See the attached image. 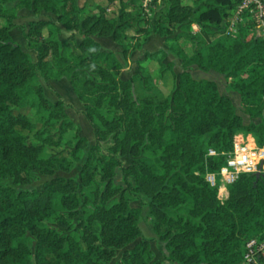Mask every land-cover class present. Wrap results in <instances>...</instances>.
Returning <instances> with one entry per match:
<instances>
[{
  "label": "trees",
  "instance_id": "1",
  "mask_svg": "<svg viewBox=\"0 0 264 264\" xmlns=\"http://www.w3.org/2000/svg\"><path fill=\"white\" fill-rule=\"evenodd\" d=\"M141 1L0 0V264H107L118 249L125 264H161L142 237L143 207L170 263L242 264L245 241L264 235V172H242L232 184L214 187L204 176L234 150L237 132L264 144V36L223 33L220 23L235 0H163L153 20ZM112 3L120 6L116 16L106 13ZM18 8L55 20L17 24ZM191 23L200 29L192 32ZM14 28L28 51L13 39ZM62 28L69 32L65 40ZM151 34L164 46L145 51L136 71L123 77L124 61ZM95 36H111L120 55ZM168 55L179 60L178 72ZM147 58L172 72L169 94L142 64ZM193 69L221 75L225 90L214 79L194 77ZM61 79L82 104L92 144L78 134L64 100L45 93L42 82ZM230 93L238 95L241 113ZM53 126L57 135L48 131ZM71 130L74 146L44 154L62 146ZM210 147L219 154L208 156ZM83 155L77 176L21 187L33 172L69 171Z\"/></svg>",
  "mask_w": 264,
  "mask_h": 264
},
{
  "label": "rangeland",
  "instance_id": "2",
  "mask_svg": "<svg viewBox=\"0 0 264 264\" xmlns=\"http://www.w3.org/2000/svg\"><path fill=\"white\" fill-rule=\"evenodd\" d=\"M86 0H81L80 4L81 6L84 5ZM102 0H98V2H101ZM163 1V0H162ZM161 1V2H162ZM160 3H154L153 6L154 8H152V10H150V16L146 15L145 16L147 18H151V20H153L155 14L158 12L159 7L161 5ZM89 10L92 11V7H88ZM120 10V6L115 3H112L110 5H108L107 9H106V13L110 16H116L118 11ZM229 11V10H228ZM228 14V12H227ZM50 16V15H49ZM21 17V16H20ZM19 18V17H18ZM16 19L15 22H26L25 20H21V19ZM26 19V18H25ZM225 19L226 17L224 16L220 25L222 26L223 30H225ZM25 24V23H23ZM247 23H243L242 24V30L243 33L248 32L249 30L247 29ZM182 29V25H179L176 27L175 31L176 32H180V30ZM199 26L196 23H191L190 24V30L192 32H197L199 30ZM127 32H132L131 29H129ZM224 33V31H223ZM242 33V34H243ZM64 35L66 33H63ZM157 36V35H156ZM13 39L17 42L21 40V36H20V30L15 29L13 32ZM65 37V36H64ZM63 36H61V38H64ZM66 38V37H65ZM76 38H80L79 36H76ZM22 40L24 41V39L22 38ZM160 41L164 42V39H160ZM18 43V42H17ZM23 44V43H22ZM24 45V44H23ZM25 51H28L27 48H23ZM105 49V48H104ZM32 55L33 53L30 52ZM118 56L120 55V52H117ZM134 58V57H133ZM174 59V57L172 55H168L167 58L165 59L167 60H172ZM176 61L175 63V67L174 70L175 72H178L180 70L179 67V60L178 59H174ZM142 64L148 69V71L150 72V74L152 75V77L154 78L155 82L158 84V86L161 88V90L163 91L164 94H169L173 88L174 85V80H173V75L172 72L168 69V68H164L162 66H160L157 62L156 59L153 58H147L145 59ZM137 69V64H136V60H130V62L128 61H124V66H123V70H122V76L123 77H130L132 75V70ZM192 74L194 77L199 78V77H208L211 79L216 80V82L218 83L219 89L221 91L225 90L226 84L228 82V80H225L221 75L212 73V74H204L201 73L200 71L193 69L192 70ZM42 85L45 89V93L46 95L52 99V100H56L58 96H60L64 102L67 104L66 106V112L68 114V116L76 123L80 126V131H79V135H85L88 140L89 143L92 144L93 143V136H92V129L89 126V124L87 123L84 115L81 113L82 111V104L78 101V99L76 97H73L74 93H71L73 91H70L69 86L67 84V81L65 80H61L58 83H55L51 80H49L48 82H42ZM231 98L233 100V102L235 103V105L238 108V112L241 113V104H240V100L238 95L235 94H231ZM24 112L30 116L32 119L34 118L31 110L26 109L24 110ZM244 116V115H243ZM244 120L245 122H248V118L246 116H244ZM48 131H50L52 134L57 135L58 134V129L57 126H53L50 127L48 129ZM251 135V134H250ZM250 135H247L245 133H243L242 135L238 136L237 140L241 141V145H242V149L243 148H248L251 145H253L252 140L254 141V145L255 144V139H252ZM76 136H75V132L73 130L69 131L68 133L64 134V143L62 144V146H58V147H46L44 154L48 155L50 153L52 154H58L61 153L62 151L66 150L67 148H70L72 146H74V144L76 143ZM243 151V150H242ZM243 153V152H242ZM241 153V154H242ZM85 159V155H83L82 159L80 161H75L73 162V164L70 167L69 171H63L61 169H58L56 171H54L53 174L49 175V174H41L38 172H33L31 177H30V181L25 184V185H20L21 187H26V188H31V187H38L41 188L43 183L47 180H50L53 176H64V177H72V176H77L79 173V170L81 168L82 163L84 162ZM122 162L124 163V165L129 164L131 161V157L129 156H124L121 158ZM121 174L120 172L117 170L116 172V176H115V182L116 183H122L121 181ZM10 181V180H9ZM133 205H137L138 202H133ZM54 205L56 207H59V204L57 201H54ZM76 220L73 219L71 220V224H75ZM152 217L148 212V208L147 207H143L142 208V212H141V216H140V220H139V227L141 229L142 232V237L146 238L149 240V245H150V249L152 251V257L153 259H157V260H162L161 264H177V263H170L164 260V257L167 255V250L163 244V242H161L158 239V236L153 232L152 230ZM74 234V236H76L78 238V234L76 231L72 232ZM25 240L28 244H30L31 246L34 245V238L31 235H27L25 237ZM131 245H128L126 248H131ZM122 252L123 249H118L115 251V256L107 262V264H125V261L122 257Z\"/></svg>",
  "mask_w": 264,
  "mask_h": 264
},
{
  "label": "built area",
  "instance_id": "3",
  "mask_svg": "<svg viewBox=\"0 0 264 264\" xmlns=\"http://www.w3.org/2000/svg\"><path fill=\"white\" fill-rule=\"evenodd\" d=\"M162 0H142L143 13L150 16L154 3ZM236 5L228 11L224 34L235 38L242 35V24L247 23L249 31L264 36V0H235ZM264 99V95L262 96ZM235 134L234 150L225 154L224 163L215 172L206 171L205 180L210 186L232 184L242 172H264V144L241 148V141ZM243 150V151H242ZM243 152V153H242ZM242 153V154H241ZM214 148L207 149L208 156L218 155ZM242 264H264V235L248 238L244 243Z\"/></svg>",
  "mask_w": 264,
  "mask_h": 264
},
{
  "label": "crops",
  "instance_id": "4",
  "mask_svg": "<svg viewBox=\"0 0 264 264\" xmlns=\"http://www.w3.org/2000/svg\"><path fill=\"white\" fill-rule=\"evenodd\" d=\"M81 0H78V4L79 6H81L80 4ZM50 15V16H49ZM21 16V17H20ZM19 17V18H18ZM41 18V19H46L48 17H51L53 20H55V16L53 14H50V13H41L39 16L35 15L32 11L28 10V9H25V8H18L17 10V18L18 19H21V20H25L26 22H23L25 23L24 25H26L30 20L34 19V18ZM16 18V19H17ZM26 18V19H25ZM15 19V20H16ZM17 24H23L21 22H16ZM16 28L12 29L11 30V35L13 36V32ZM19 30V29H18ZM132 32H127L129 35H132L134 34L133 30L131 29ZM63 33H66L65 35ZM69 34L68 31H65L63 28H62V31L60 33V39L61 40H65V37H67V35ZM20 36H21V40L20 41H17L20 46L22 48H26V41L22 40L23 36H22V32L20 31ZM61 36H65L63 39L61 38ZM76 36H79V35H76ZM80 37V36H79ZM102 46V48H105V49H110V50H113L114 52H120L121 51V45L117 42H115L111 36L109 37H97L95 36L94 37ZM24 39V38H23ZM80 38H77V40H79ZM160 39H162L161 37H159L158 35L156 36L155 34H151L148 36L147 40L145 42H143V44L141 45V47L139 49H136L134 50L129 56H128V59L127 61L130 62V60H139V59H142L143 58V53L145 51H153V50H156L160 47H163L164 46V42L163 41H160ZM24 45H23V44ZM134 57V58H133ZM135 70L133 69L131 73H134ZM62 80V79H61ZM61 80H58V81H53L55 83H58L60 82ZM65 81H67V84L69 86V89L70 91H72L69 83H68V80L66 79H63ZM73 93V92H71ZM233 94V93H230V95ZM73 95V97H76L75 94H71ZM77 98V97H76ZM243 132H237L236 135L237 136H240L242 135ZM251 133H247V135H250ZM252 139H255L254 136L251 134L250 135ZM256 142V140H255Z\"/></svg>",
  "mask_w": 264,
  "mask_h": 264
},
{
  "label": "water",
  "instance_id": "5",
  "mask_svg": "<svg viewBox=\"0 0 264 264\" xmlns=\"http://www.w3.org/2000/svg\"><path fill=\"white\" fill-rule=\"evenodd\" d=\"M256 175H258V173H256Z\"/></svg>",
  "mask_w": 264,
  "mask_h": 264
}]
</instances>
